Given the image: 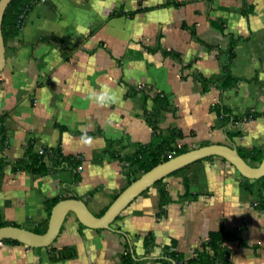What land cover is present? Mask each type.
<instances>
[{
	"label": "crops",
	"instance_id": "crops-1",
	"mask_svg": "<svg viewBox=\"0 0 264 264\" xmlns=\"http://www.w3.org/2000/svg\"><path fill=\"white\" fill-rule=\"evenodd\" d=\"M229 48L237 82L204 90L199 77L221 74ZM142 87L149 98L134 93ZM217 103L252 115L238 124L242 136L229 138L232 124L223 126ZM150 121L180 131L178 146L264 151V0L37 2L7 42L0 73V160L8 162L0 170V221L46 230L48 201L59 195H75L99 214L130 183L116 153L151 142ZM58 147L78 165L47 172L26 166L30 154ZM242 184L229 161L204 158L151 185L112 229L87 227L69 213L53 246L74 247L75 256L54 260L49 247L3 241L0 264H125L127 250L130 264H166L171 252L191 258L220 228L229 234L227 264H264L260 183L250 190ZM162 188L170 199L163 212Z\"/></svg>",
	"mask_w": 264,
	"mask_h": 264
},
{
	"label": "trees",
	"instance_id": "trees-1",
	"mask_svg": "<svg viewBox=\"0 0 264 264\" xmlns=\"http://www.w3.org/2000/svg\"><path fill=\"white\" fill-rule=\"evenodd\" d=\"M39 1L40 0H12L10 2V4L8 5L5 11L3 24H2V31H3L5 44H7L10 38H14L15 36H17L21 31V29L23 28L24 25L22 26L20 22L21 14L26 11V14L28 16L33 6ZM233 52L234 51L232 48H229L226 51L227 53L226 63L223 64L222 67L223 70L221 74L214 77H205L202 75L199 77L203 84L204 90H208L211 84H214L216 85V87L225 90L227 88L232 87L234 83L237 82V78L232 74V72L229 69L230 62L234 57ZM135 92L147 93L148 91L147 89L142 87L141 89L134 88V93ZM150 96L151 95L147 93L145 94L144 97L149 98ZM157 96L158 95H156L155 98ZM213 110L216 111L217 114L219 115L223 126L232 124V127L227 130L228 136L231 140L243 135V131L238 124H241L244 118L252 117V115H248L246 117V115L239 116L230 113L228 109L224 107L221 103L215 104L213 106ZM150 122L151 125L154 127V132H155L154 139L151 142L138 146V148L133 153H128L126 155H120L119 153H116L117 156H119L120 161L124 164V169L129 177L130 183L134 181L136 178H138L144 172L150 170L155 165L168 160L169 159L168 154H171L173 150H175V153L172 154L174 156L186 152L191 148L186 145L178 146L175 143L176 138L182 137V133L180 131L177 130L163 131L155 123H153L152 121ZM0 132L2 133V138L0 142H3L5 140V129L3 125L0 126ZM200 145H198L197 147H199ZM238 150L242 155V157L253 165L259 164L264 157V151L255 150V149L246 151L243 150L241 147L238 148ZM46 156H49L50 158L49 161L47 160ZM210 157L213 156H209L206 158H210ZM78 163L79 161L75 157L74 158L66 157L62 153L60 147H58L49 153L30 154V162H28L26 166H28V168H30L34 172H47V171H56L59 168L66 167L68 164L78 165ZM7 164H8L7 161L0 160V170H2V168ZM15 166L22 167L24 165H22V163L18 164L17 162ZM242 177H243L242 185L247 190L252 189L255 182L260 183V189H259L260 198L258 205L264 208V176L259 179H250L244 176ZM79 179L80 177L75 176V180H79ZM185 185H186V195H188L189 194L188 180H186ZM71 197H76V196L59 195L49 199L48 215L50 216L53 206L58 201ZM116 197L117 195L114 198ZM160 199H161L160 205L163 212L164 206L170 201L165 188L161 189ZM106 209L107 207L96 215L98 216L102 215ZM5 225H11V223L8 221H0V226H5ZM34 231L42 233L45 230L41 228H36ZM228 237L229 234L226 233L223 230V228H220L218 231L211 232L209 237L202 241L200 247L196 250L195 254L191 258L185 259L183 255H181L180 253L171 252L168 255L169 256L168 259L164 261L166 262V264H216V263L227 264L229 262L231 252L225 246L224 242ZM2 241L21 243L18 240H14V239H4ZM53 244L49 246V248L51 250L50 253L51 258L54 260L68 259L76 255V250L74 247L56 248L53 246ZM151 244H152V238L150 234L145 238V245L149 248ZM122 260L125 264H130L133 262L132 255L129 252V250H127L122 255Z\"/></svg>",
	"mask_w": 264,
	"mask_h": 264
},
{
	"label": "water",
	"instance_id": "water-1",
	"mask_svg": "<svg viewBox=\"0 0 264 264\" xmlns=\"http://www.w3.org/2000/svg\"><path fill=\"white\" fill-rule=\"evenodd\" d=\"M11 1L0 0V73L6 66V44L2 24L5 11ZM209 156L225 158L244 177L259 179L264 176V157L259 164L253 165L242 157L238 147L233 143L205 144L169 158L141 174L117 195L100 216L96 215L83 199L78 197L65 198L53 206L47 229L44 232L39 233L13 224L5 225L0 226V240L14 239L32 247H49L58 238L64 221L71 212L75 213L78 220L87 227L112 229V225L118 216L151 185L170 173Z\"/></svg>",
	"mask_w": 264,
	"mask_h": 264
},
{
	"label": "built area",
	"instance_id": "built-area-1",
	"mask_svg": "<svg viewBox=\"0 0 264 264\" xmlns=\"http://www.w3.org/2000/svg\"><path fill=\"white\" fill-rule=\"evenodd\" d=\"M40 1H45V0H40ZM26 18H27V14H26V11L25 12H23L22 14H21V16H20V22H21V25L23 26L24 24H25V22H26ZM40 153H44V150H40ZM173 157V155H172V153L171 154H169V158H172ZM79 169H82V166H79ZM3 243V241L2 240H0V244H2Z\"/></svg>",
	"mask_w": 264,
	"mask_h": 264
},
{
	"label": "clouds",
	"instance_id": "clouds-1",
	"mask_svg": "<svg viewBox=\"0 0 264 264\" xmlns=\"http://www.w3.org/2000/svg\"><path fill=\"white\" fill-rule=\"evenodd\" d=\"M99 99H103V96L101 95V96L99 97ZM85 142L90 143V138H89L87 141H85Z\"/></svg>",
	"mask_w": 264,
	"mask_h": 264
},
{
	"label": "rangeland",
	"instance_id": "rangeland-1",
	"mask_svg": "<svg viewBox=\"0 0 264 264\" xmlns=\"http://www.w3.org/2000/svg\"><path fill=\"white\" fill-rule=\"evenodd\" d=\"M193 147V146H192Z\"/></svg>",
	"mask_w": 264,
	"mask_h": 264
}]
</instances>
